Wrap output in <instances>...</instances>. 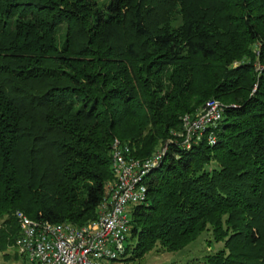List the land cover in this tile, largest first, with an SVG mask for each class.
<instances>
[{
  "label": "trees",
  "instance_id": "trees-1",
  "mask_svg": "<svg viewBox=\"0 0 264 264\" xmlns=\"http://www.w3.org/2000/svg\"><path fill=\"white\" fill-rule=\"evenodd\" d=\"M210 97L215 142L182 145ZM114 138L141 158L167 147L113 259L209 233L175 264H264V0H0V250L16 209L95 218Z\"/></svg>",
  "mask_w": 264,
  "mask_h": 264
},
{
  "label": "built area",
  "instance_id": "built-area-1",
  "mask_svg": "<svg viewBox=\"0 0 264 264\" xmlns=\"http://www.w3.org/2000/svg\"><path fill=\"white\" fill-rule=\"evenodd\" d=\"M224 109L223 102L210 97L194 113L181 117L178 132L182 145L188 147L204 136L215 142V128ZM165 143L154 154L141 158L131 155L130 146L114 138L111 150L113 179L108 181L106 196L97 216L82 224L33 218L16 209L19 233L14 246L27 264H104L121 255L129 229V209L146 199L145 177L159 164Z\"/></svg>",
  "mask_w": 264,
  "mask_h": 264
},
{
  "label": "rangeland",
  "instance_id": "rangeland-1",
  "mask_svg": "<svg viewBox=\"0 0 264 264\" xmlns=\"http://www.w3.org/2000/svg\"><path fill=\"white\" fill-rule=\"evenodd\" d=\"M103 0H99L102 2ZM258 65V64H257ZM181 129H176L175 134L179 136L178 132ZM160 149V148H159ZM210 236L209 233H203L198 240L190 244L186 250H157L156 246L147 251L142 257L133 259H111L104 264H175L176 262L183 261L191 255H200L203 249H207L206 238ZM5 245L0 250V264H27L25 259L17 254L14 242ZM218 246V243H216Z\"/></svg>",
  "mask_w": 264,
  "mask_h": 264
}]
</instances>
